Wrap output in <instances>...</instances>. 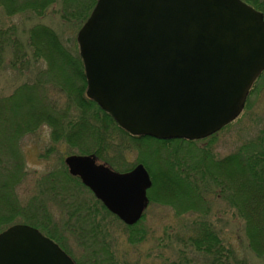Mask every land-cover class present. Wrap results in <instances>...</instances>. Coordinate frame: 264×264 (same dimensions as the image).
I'll return each mask as SVG.
<instances>
[{"label": "water", "instance_id": "obj_1", "mask_svg": "<svg viewBox=\"0 0 264 264\" xmlns=\"http://www.w3.org/2000/svg\"><path fill=\"white\" fill-rule=\"evenodd\" d=\"M86 95L135 134L206 136L243 107L264 68V20L241 0H97L76 35ZM103 205L136 222L151 185L142 163L116 172L93 154L64 159ZM0 264H74L26 224L0 232Z\"/></svg>", "mask_w": 264, "mask_h": 264}, {"label": "trees", "instance_id": "obj_2", "mask_svg": "<svg viewBox=\"0 0 264 264\" xmlns=\"http://www.w3.org/2000/svg\"><path fill=\"white\" fill-rule=\"evenodd\" d=\"M56 1L60 2L61 19L75 28V24H83L96 2L0 0V6L10 16L22 14L26 10L44 15ZM244 1L264 13V0ZM16 31L13 24L0 27V70L9 67L26 72V66H29L27 77L32 78L16 85L11 93L0 96V179L3 178L0 180V231L12 224L17 217H22V214L38 219L36 212L28 213L26 207L23 208L18 203L17 197V186L25 176L24 153L20 142L26 135L46 125L51 130L54 144L63 141L78 153H94L101 162H106L104 152L110 149L111 144L113 147L118 144L115 140L110 141L113 130L125 134L109 113L86 96V79L77 50L68 48L58 34L44 24L34 25L29 29V46H26V38L21 40ZM71 45L76 46L75 42ZM36 63L39 64L37 69L34 68ZM60 102L63 103L58 105ZM212 139L206 140L207 144L203 145L210 146ZM132 140L139 146L154 141L159 144V148L163 144H174L177 147L193 145L199 150V154L191 156L190 160L175 158L178 160L176 168L171 165L165 167L167 170L161 171L160 176L164 180L162 184L160 181L157 185L156 178H152L153 183L148 192L152 202L166 205L172 203L173 205H169L177 213L189 212L197 216L190 222L185 238L191 248L190 252L198 256H190L189 264L246 263L236 261L233 249L227 251L222 238L209 229L210 224L205 218L209 209L207 211L205 201L211 192H215L229 207L235 209L243 221L242 228L250 251L264 261L263 140H246L231 153L217 158H212L209 151L203 149V140L156 139L146 135L134 136ZM177 150H173L172 154ZM52 175L54 178L58 175L60 179L76 178L79 181L78 177L71 176L65 168L57 173L53 171L47 176L48 181ZM97 201L102 210L110 214ZM28 223L34 225L30 221ZM96 226L102 229L101 225ZM140 237L142 238L141 235L137 236L135 240H141Z\"/></svg>", "mask_w": 264, "mask_h": 264}, {"label": "rangeland", "instance_id": "obj_3", "mask_svg": "<svg viewBox=\"0 0 264 264\" xmlns=\"http://www.w3.org/2000/svg\"><path fill=\"white\" fill-rule=\"evenodd\" d=\"M60 12L59 1L50 5L44 15L26 10L10 16L0 6V27L15 25L17 36L21 40L26 38V46H29V29L44 24L53 29L68 48L78 51L76 33L81 26L75 24V28L62 20ZM73 42L76 44L74 47L71 45ZM38 65L36 63L34 68L37 69ZM29 71V66H26V72L9 67L0 70V96L11 93L25 79H31L27 77ZM257 80L239 118L217 132L210 146L203 145L207 144L206 141L202 142L203 149L209 151L212 158L226 156L246 140L261 139L264 142V73ZM131 138L133 136L113 130L110 141L115 140L118 144L114 147L111 144L110 149L104 152L106 162L102 163L113 164L111 167L118 170L141 161L150 173L151 181L156 178L157 185L164 182L160 173L167 170L165 167L172 165L176 168L178 160L175 158L190 160L191 156L199 154L193 145L177 147L163 144L159 148L158 143L149 141V144L139 146ZM20 145L24 153L25 176L17 186L18 203L26 207L28 213L36 212L38 219L22 214L12 222L30 221L41 233L56 240L77 264H189L190 256L198 257L190 252L185 239L190 222L197 218L195 214L177 213L172 203L166 205L149 200L142 221L129 230L115 216L103 211L95 196L78 179L66 180L52 175L48 181L47 176L53 171L57 173L66 169V155L79 154L63 141L54 144L48 126L42 125L34 133L26 135ZM173 150H177L175 154H172ZM206 200L205 207L209 211L205 218L210 224L209 229L222 238L227 251L233 249L236 261L245 264L264 262L250 251L242 228L243 221L235 209L215 192L208 193ZM96 225H101L102 229ZM139 235L141 240H135Z\"/></svg>", "mask_w": 264, "mask_h": 264}]
</instances>
